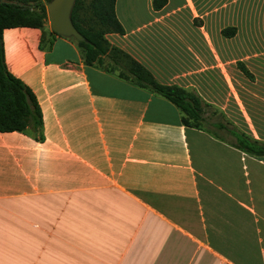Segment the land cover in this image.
Instances as JSON below:
<instances>
[{
	"label": "crops",
	"instance_id": "obj_1",
	"mask_svg": "<svg viewBox=\"0 0 264 264\" xmlns=\"http://www.w3.org/2000/svg\"><path fill=\"white\" fill-rule=\"evenodd\" d=\"M114 12L123 32L108 43L195 94L207 129L84 64L45 23L3 29L43 138L0 132V264H264V153L237 142L264 146V0H115Z\"/></svg>",
	"mask_w": 264,
	"mask_h": 264
},
{
	"label": "trees",
	"instance_id": "obj_2",
	"mask_svg": "<svg viewBox=\"0 0 264 264\" xmlns=\"http://www.w3.org/2000/svg\"><path fill=\"white\" fill-rule=\"evenodd\" d=\"M47 1L0 0V132L18 131L36 141L43 138L40 109L30 89L6 68L2 30L17 26L41 29L47 17ZM114 3L115 0H74L70 19L85 40L69 38L75 42L83 63L96 65L105 72L114 73L121 79L164 97L178 109L183 125L207 129L202 117L201 101L195 94L175 85L156 82L141 64L108 43L106 33L123 32L114 12ZM165 3L166 0H151L154 10L160 9ZM51 34L57 35L52 30ZM241 69L247 76L250 75L245 68ZM237 142L245 151L264 153V146L245 135L237 137Z\"/></svg>",
	"mask_w": 264,
	"mask_h": 264
},
{
	"label": "water",
	"instance_id": "obj_3",
	"mask_svg": "<svg viewBox=\"0 0 264 264\" xmlns=\"http://www.w3.org/2000/svg\"><path fill=\"white\" fill-rule=\"evenodd\" d=\"M73 3L74 0H48L45 8L49 27L59 36L84 41L85 38L75 29L70 19Z\"/></svg>",
	"mask_w": 264,
	"mask_h": 264
},
{
	"label": "rangeland",
	"instance_id": "obj_4",
	"mask_svg": "<svg viewBox=\"0 0 264 264\" xmlns=\"http://www.w3.org/2000/svg\"><path fill=\"white\" fill-rule=\"evenodd\" d=\"M46 25H48L49 26V20H48V18L46 17V19H45V22H44Z\"/></svg>",
	"mask_w": 264,
	"mask_h": 264
}]
</instances>
